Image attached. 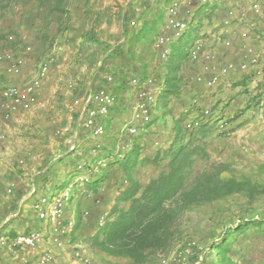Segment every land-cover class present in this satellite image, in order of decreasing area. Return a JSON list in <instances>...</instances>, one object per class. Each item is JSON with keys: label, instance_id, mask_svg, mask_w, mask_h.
<instances>
[{"label": "trees", "instance_id": "trees-1", "mask_svg": "<svg viewBox=\"0 0 264 264\" xmlns=\"http://www.w3.org/2000/svg\"><path fill=\"white\" fill-rule=\"evenodd\" d=\"M9 1L12 3L17 0ZM36 1L43 9L42 17L45 20L48 19L47 15L51 16L54 12H67L65 7L60 8L62 0H54L58 3L54 8L49 4L52 0ZM84 2L89 4V0ZM135 6L140 9L139 23L132 28L130 18L135 16ZM126 10L122 17V39L112 47L105 41H92L94 33L90 30L82 35L85 41L79 43L89 44L86 49L91 50V53L83 56V61L89 69L96 66L90 82L93 85L94 81L101 79L105 84L96 88L93 86L91 90L100 87L109 89L113 75H117L120 81L116 91L124 90L125 85H132L133 82L137 90L145 85L147 88L152 87L154 102L147 109L151 119L143 132L153 125H162L170 135L169 144L162 150L144 155L139 136L132 139L128 146L118 149L117 137H114L107 144H99L97 141L96 147H90L89 152L85 149L78 153V148L72 141L75 133L71 135L68 130L62 135H56V128L54 136L61 137L59 146L64 150L60 147L57 158L51 157L43 162L40 183L31 192L35 196L39 190H43L44 194L41 196L48 200L43 210L47 211L45 207L49 208L63 191L70 186H82L84 193L79 199L74 201L76 196L72 191L68 194V201L61 205V213L63 207L70 205L69 213L74 216V219L65 222V227L60 231V234L68 236L72 241V250L87 248L102 262L111 259L113 264H156L158 254L170 255L174 250L189 211L212 207L236 195H242L247 204L264 206V164L245 167L239 159L243 156V145L233 141L232 133L236 126H232V122L241 115L237 113L230 117L229 108L233 97L225 94L220 86L228 71L220 76L217 84L207 87L206 81L210 74L204 73L202 68L209 60L203 55L196 60L189 57L193 36L203 18L198 16L195 23L193 18V27L190 25L186 33L175 38L173 31L166 26L164 13L158 3L138 0ZM181 10L182 8L180 18ZM198 10L203 12L205 19H212L213 29L218 31L225 11L215 4ZM254 34L252 31L251 35ZM4 40L0 31V51ZM63 43L76 47L75 41ZM138 47L142 48L141 53L146 52L145 56H136L135 50ZM129 49L131 51L128 53ZM202 49L204 50L203 44ZM78 53H81L80 49ZM245 53L242 62L248 60L253 52ZM116 62L118 63L115 64ZM242 62L239 63L238 70ZM213 70L219 73L218 70ZM105 72H112V75L105 76ZM107 77H111L110 82H107ZM3 79L4 77L0 79L2 83ZM246 86L248 85L244 87ZM112 96L113 104L108 114L100 119L101 124L102 119L110 118L113 111L118 109L120 101ZM259 96L255 95L250 100H256ZM261 97L264 98V87ZM184 99H187L186 102ZM246 102L245 109L248 110L251 102L249 99ZM78 116L77 113L74 124V128L79 130L77 138L80 132L95 141L103 137L104 134L96 138L82 128ZM107 127L108 125L103 128V133ZM209 140L212 145L216 144L220 162L211 160L210 155L216 149L211 150L206 142ZM197 160L205 162L202 169H196ZM147 165H152L153 171L146 182H143L140 178L141 170ZM84 172L90 174L88 179H83L79 184L73 182L75 176ZM39 200L38 198L32 205L34 210ZM61 213L58 219L61 218ZM263 215L242 217L227 227L209 247L212 261L208 264H247L248 257L245 259L242 251L233 254L232 249L237 245L238 236L246 235L251 230L264 235ZM18 216L23 217L22 214ZM9 221L10 219L1 227L0 236L11 242L17 235L11 230L7 231ZM209 230L211 233L212 228ZM5 248L24 253L13 246H4L2 249ZM171 261L181 262L180 255H173Z\"/></svg>", "mask_w": 264, "mask_h": 264}, {"label": "rangeland", "instance_id": "rangeland-1", "mask_svg": "<svg viewBox=\"0 0 264 264\" xmlns=\"http://www.w3.org/2000/svg\"><path fill=\"white\" fill-rule=\"evenodd\" d=\"M26 1L28 2V0H17L16 2L10 3L9 0H0V31L4 35V42L6 41L7 37L14 36L16 42L12 45H9V49H12L14 52L19 53H23L26 46L30 47L31 49L30 54L23 56L24 65L19 76L6 78L3 75V69L0 65V79L4 77L3 80L7 84H24L36 76L38 66L41 62L52 58L53 60L51 62L49 75H52L53 77L51 78L50 76H48V82H45L44 84L42 83L41 86L43 92L42 94L46 95L44 99H47L50 95H54L53 92L56 91L58 83L62 85L64 84V87L62 89H64L65 99L69 100V102L72 101V95L76 96L78 99H81L91 90L93 86L94 88L101 85L104 86V81H101V79L100 81H94L93 85L91 84L90 74L94 72L96 66L95 68L94 66H91L89 69L87 63H85L84 61H82L83 63H74V69H84L83 71H80L82 76L76 79L73 76V71L69 72V77H66L64 75V64H66V61H63L59 56L51 57L50 54L51 50H53L52 48L55 46V40H57L63 32V30L60 29V26L56 29L54 28L53 30L50 29V31H46L44 44L36 45L32 41H24L23 34L20 32V30L13 28V26L16 19L22 17L20 13L22 12L21 10L23 9V7L28 5ZM79 1L83 0H62L60 3V8L66 7L70 10L73 6L72 4H79ZM49 4L52 8L58 6L57 1L54 0H52V2H49ZM219 6L222 5L219 4ZM167 7L168 5L166 3L159 4V8H161V12L164 13L165 19ZM134 10L135 16L130 18V27L132 28H135L139 23L138 14L140 13V9L135 6ZM181 14L182 18H186L184 9L181 10ZM196 15L197 14L195 13V22L198 19V16ZM75 16L84 18V21L86 22L89 20L87 14L83 16V13L81 12H78ZM46 17L48 19H52V22L54 21L55 23L60 25L64 24V21L65 23H68L70 18V16H64V14L60 13V11L54 12L51 16L47 15ZM205 21L207 22V26H209V19ZM201 28L199 30H202ZM76 31L77 34H85V30L78 29ZM210 35H214L213 40L218 41L217 31L216 34H208V36ZM167 36H169L170 39L171 35L169 31L167 32ZM50 41L52 42L51 44L49 43ZM219 41L222 40L219 39ZM23 42H25L26 44ZM57 45L59 46V42ZM130 51L131 50L129 49L128 53ZM141 51L142 48L138 47L135 50L136 56L143 57L146 55V52L143 51L141 53ZM59 58L60 60H58ZM117 63L118 62H116L115 64ZM111 73L112 72H105L104 75H112ZM87 74L89 75V77L86 78ZM20 77H23L24 80L21 82H12L13 80H19ZM117 77V75L112 76V82L109 86V90L111 94L114 95L116 100H119L120 102L118 104V109L113 111L110 118L102 119L103 128L108 125L107 129H104L103 137L95 141L80 132L77 138L76 134L79 130H76V128H74L76 118H72L71 122L67 124V113L63 111V119L65 123L61 121H55L54 124H50L49 126H47V128H45V135H48L49 138L44 135H39L41 141L37 143V146H33L32 151H35L28 160H23L21 164L15 162L16 164L14 163V165L11 162V167L14 170L11 171L10 177L7 176L3 178V180L6 181L1 184L0 188V229L4 225H6V221L10 219L7 225V231L11 230L14 235L26 234L28 232H35L39 235L40 240L37 244V247L31 251L24 252L23 254L29 253V255H33L34 257H36L42 252H49L50 254H52L53 259H57V257L62 256V253H65L68 255V258H66V262L69 261L70 264H79L72 258L73 250L72 246L70 245L72 241L68 239V236L60 234L62 228L65 227V222L67 220L74 219V216L69 213L71 206L67 205L63 207L61 218L58 219L47 216L46 221L43 222H41L39 218H37L38 216L35 210L32 208V205L35 203V201L38 198H42L43 196L41 195L44 194L43 190H39L35 196H32L33 192H31L34 187H36V185H39L40 183L42 177L40 173L44 169L43 162L48 158L50 159L51 157L57 158V156H59L60 154V147L62 148V146H59L61 137L54 136V129L67 127L71 135H74L75 133V137L72 141L77 146L78 153H82L85 149L89 152L90 150L88 149L90 147H93L94 149V147H96L97 141V143L99 144H107L114 137H117L116 146L118 149L122 146H128L131 143L132 139L139 136L144 155H148L149 153L154 152L158 149L162 150L169 144L170 135L162 125H153L146 132H143L146 127V123L151 119V116L148 114L147 109L148 106L153 104L154 102V98L152 95L154 89L152 87L147 88V85H145L141 88V90H137L134 87L135 82H133L132 85H125L124 90L116 91V87L120 83ZM67 81L73 84V88L75 90L66 88ZM184 100L186 102L187 99ZM69 102L67 104H70ZM33 109L34 107L31 109V111ZM31 111L21 113L20 115L15 117L11 123H8L6 125L2 124L1 127L6 131L7 136V141L5 143H2L3 145L6 144L9 140V131L11 132L13 128H15L16 123L23 120ZM64 116L66 117V119L64 118ZM129 135H131V137H129ZM68 142H70V140H68ZM206 142L212 148V151L213 149H216V144L212 145V143H210V140ZM217 151L218 149H216V152L214 150L215 155H210L213 162H220V157H218L219 155ZM204 165V161L197 160L195 167L196 169H202ZM16 167H19V169H17ZM152 169V165H147L141 170L142 172L140 178L143 182H146L151 174V171H153ZM18 176H20V179L18 178ZM89 177L90 174L88 172H84L80 176H75L73 182L79 184L83 179H88ZM8 188L12 190L11 194L6 193V190ZM72 191L75 192L76 196L74 201H76V199H79V197H81V195H83L84 193L82 192V186L78 185L75 188L74 186H70L66 191H63V194H69ZM262 203H264V201H262ZM263 207L264 206L258 207L255 204H247L245 198L242 195H236L234 196V198H230L225 202L215 204L212 207H200L189 211L186 214L184 226L175 244L174 250L169 253L170 255L158 254L156 256L157 262L161 264L162 260H165L168 264L210 263L212 261V255L209 247L211 246L213 241L215 242L217 240L216 238L227 227L233 225L235 222H238V220H240L242 217L248 218L251 216L259 215L261 217V215H263L264 213ZM45 208L48 210V206H46ZM242 211H244L245 214H242ZM18 214H22L23 217L20 218ZM210 227L212 228L211 233H209ZM43 230H45L44 234L42 233ZM55 238L63 243L61 248L56 247L54 242ZM237 240V245L235 244L232 249L233 254L242 251L243 254H245V259H247V257L249 259L248 261H246L247 264H261L264 262V235H260L256 231L251 230L246 235L238 236ZM175 254L180 255L181 262L173 263L171 261L172 256ZM89 255L90 259H92L93 261L102 263L101 260L94 257L93 253L90 252ZM234 260H236V257L234 258Z\"/></svg>", "mask_w": 264, "mask_h": 264}, {"label": "crops", "instance_id": "crops-1", "mask_svg": "<svg viewBox=\"0 0 264 264\" xmlns=\"http://www.w3.org/2000/svg\"><path fill=\"white\" fill-rule=\"evenodd\" d=\"M137 1L89 0L88 2L87 0L89 3L87 5L84 0L79 1V4L73 3L70 10L65 7L66 14L68 13L67 16H70L69 22L65 23L64 21V24L60 25L54 21L52 22V19L45 20L42 17L43 9L37 5V1L28 0V2L26 1L28 5L21 10L20 14L22 17L16 19L13 28L20 30L24 41H32L34 44L39 45L44 44L47 30L50 31V29L53 30L60 26L63 32L58 38L59 40H55L54 43V45H57L59 42V46L57 45V49L53 47L50 54L51 57L59 56L63 61H66V64H64V75L66 77H69V72L73 71V76L77 79L82 76L80 71L84 69H74V63L82 62L83 56H87V54L91 53V50L86 49L87 46H90L89 44L79 43L80 41H85L82 36L84 33L77 34L76 30H85V33L90 30L92 34L94 33V40L92 41H105L112 47L116 41H121L122 39V17L127 11L126 8ZM171 1L166 0V4L169 5ZM261 1L264 5V0ZM250 2L252 1L239 0L238 6L240 11L242 10L244 13L241 15L242 19L237 23V26L229 29L226 37L231 41H214V35L208 36L209 33L216 34L213 29L214 24L211 22L212 19H209V26H207L205 21L207 19L204 18L203 12L197 9L195 11L196 16L203 18L199 23V29L202 27V30L198 29L192 40L193 43L196 40H201L200 42L204 46V53L209 56V61L205 65L207 64L218 71L231 66L227 70V76L222 79L220 86H222V91L225 94L233 97V102L229 108L231 111L229 112L231 114L230 117L236 116L237 113L241 115L232 122V126H236L232 136L234 142L243 145L241 150V152L244 151L241 153L243 156L239 159H241L242 166L245 167L264 164V98L261 97L264 87V20L247 9V5ZM78 12L83 13V16L87 14L89 20L86 22L84 18L75 16ZM66 14L64 13V16ZM247 28H249V34L244 32L245 29L246 31L248 30ZM252 31L255 33L254 35H251ZM244 33H246V36ZM65 41H75L76 47L73 48V45L64 44L63 42ZM226 42L229 43L228 46L225 44ZM79 49L81 53H78ZM249 51H252V54L257 56V62L253 65L249 64L245 71L238 70V65L242 62L245 52ZM49 74L43 80V84L48 82ZM50 77L52 78L53 76L51 75ZM87 77H89L88 74L86 75ZM23 80V77H20L19 80H13L12 82H21ZM58 84L56 91L53 92L54 95H50L47 99H44L46 95L42 94L41 88L34 109L23 120L18 121L11 132L9 131L8 142L4 145L0 143V188L1 184L6 181L3 178L10 177L11 171L14 170L11 167V162L14 165L15 162L19 163V161L28 160L35 151H32L33 146H37V143L41 141L39 135L49 138L48 135H45V128L50 124H54L55 121L65 123L63 111L67 113V124L71 122L72 118L76 117L79 108L74 103L80 99L72 95V101L66 100L64 89H62L64 84ZM244 84L248 86L244 87ZM66 88L75 90L73 84L68 81L66 82ZM220 94L223 95V93ZM255 95L260 96L256 100H250ZM248 99L251 104H248L250 108L246 110V101ZM68 102L70 104H67ZM242 110L243 112L241 113L240 111ZM64 118L66 119L65 116ZM16 168L19 169V167ZM18 178L20 179V176ZM90 252L94 254L93 251L85 248V253L88 256H90ZM94 257L101 260L95 254ZM100 257L104 258L101 255ZM66 258H68V255L62 253V256L53 259L52 264H70L69 261L66 262ZM105 260L108 263L101 262L103 264H113L111 259ZM0 262L5 264H37V256L34 257L29 255V253L23 254L19 251L5 248L0 251ZM156 264H159V262Z\"/></svg>", "mask_w": 264, "mask_h": 264}, {"label": "built area", "instance_id": "built-area-1", "mask_svg": "<svg viewBox=\"0 0 264 264\" xmlns=\"http://www.w3.org/2000/svg\"><path fill=\"white\" fill-rule=\"evenodd\" d=\"M158 4L165 3L166 0H149ZM247 5V9L253 12L264 20V5L261 0H251ZM215 4L217 8L223 9L224 18L221 21V26L217 31L218 40L222 37V41H231L226 36L229 33L231 27H236L237 23L241 21L244 11H240L238 6L239 0H172L166 9V26L173 31L175 38H179L182 34L186 33L190 25L192 26V20L194 18V12L206 5ZM221 4L222 6H219ZM185 8L187 17L186 19L180 18V9ZM246 32L249 34V28ZM246 33L244 35L246 36ZM201 41V40H200ZM199 40H196L192 44L189 50V57L191 60H196L200 55L209 58L202 49V44ZM16 42L14 36H9L3 43V47L0 51V65L3 69V75L8 77L19 76L22 72L24 65V55L31 53L30 47H25L23 53L14 52L9 49L8 46ZM227 46L229 43H225ZM58 47L55 45L54 49ZM251 54V51H249ZM253 55V54H252ZM251 56V55H250ZM257 56H251L248 60L240 64V69L245 71L249 64H255L257 62ZM52 58L43 61L38 66V71L35 77L30 79L24 84H7L6 82L0 84V143L7 141L6 131L1 127L2 124L6 125L11 123L15 117L21 113L31 111L36 105L37 98L43 83V80L50 72ZM231 66L222 69L219 73H215L214 70L206 65H203V72L210 74V78L206 81L207 87H211L218 83L220 76L224 75ZM107 82L111 81V77L106 78ZM113 96L107 87H100L96 90H90L83 98L75 101V105L79 108L78 122L79 125L86 129L90 134L96 138L103 134V126L100 119L108 114L109 108L113 104ZM68 131L67 127L57 128L56 135H62ZM21 164L22 161H19ZM12 190L8 188L7 194H11ZM47 198H40L39 202L35 206V210L39 219H46L47 216L57 218L61 213L62 202L68 201V194L64 193L53 201L47 211L43 210L44 205L47 204ZM39 235L35 232H28L26 234H19L11 242H8L7 238L0 236V249L4 246L16 247L22 252H27L35 249L39 243ZM55 245L57 248L62 247V242L55 239ZM72 258L79 264H102L95 262L88 254L85 253L84 248H76L72 251ZM53 262L52 254L43 252L37 256V264H51ZM161 264H168L165 260H162Z\"/></svg>", "mask_w": 264, "mask_h": 264}]
</instances>
